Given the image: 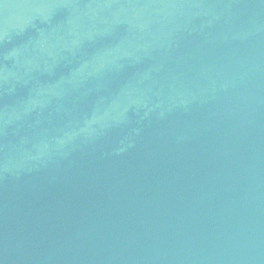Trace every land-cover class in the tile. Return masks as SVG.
Returning a JSON list of instances; mask_svg holds the SVG:
<instances>
[{
	"label": "water",
	"instance_id": "water-1",
	"mask_svg": "<svg viewBox=\"0 0 264 264\" xmlns=\"http://www.w3.org/2000/svg\"><path fill=\"white\" fill-rule=\"evenodd\" d=\"M0 264H264V0H0Z\"/></svg>",
	"mask_w": 264,
	"mask_h": 264
}]
</instances>
